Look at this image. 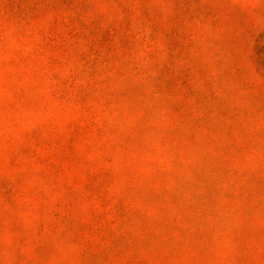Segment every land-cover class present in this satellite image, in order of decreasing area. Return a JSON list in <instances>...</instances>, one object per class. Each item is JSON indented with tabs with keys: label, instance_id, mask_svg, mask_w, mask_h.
<instances>
[{
	"label": "rangeland",
	"instance_id": "obj_1",
	"mask_svg": "<svg viewBox=\"0 0 264 264\" xmlns=\"http://www.w3.org/2000/svg\"><path fill=\"white\" fill-rule=\"evenodd\" d=\"M0 264H264V0H0Z\"/></svg>",
	"mask_w": 264,
	"mask_h": 264
}]
</instances>
